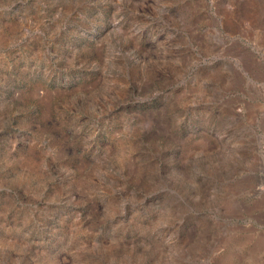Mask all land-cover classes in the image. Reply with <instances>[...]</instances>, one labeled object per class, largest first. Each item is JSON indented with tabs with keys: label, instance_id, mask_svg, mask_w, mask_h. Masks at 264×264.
Listing matches in <instances>:
<instances>
[{
	"label": "rangeland",
	"instance_id": "obj_1",
	"mask_svg": "<svg viewBox=\"0 0 264 264\" xmlns=\"http://www.w3.org/2000/svg\"><path fill=\"white\" fill-rule=\"evenodd\" d=\"M0 264H264V0H0Z\"/></svg>",
	"mask_w": 264,
	"mask_h": 264
},
{
	"label": "bare ground",
	"instance_id": "obj_2",
	"mask_svg": "<svg viewBox=\"0 0 264 264\" xmlns=\"http://www.w3.org/2000/svg\"><path fill=\"white\" fill-rule=\"evenodd\" d=\"M232 208L233 209H243V207H244V205H243V203H241V202H236V201H233L232 202Z\"/></svg>",
	"mask_w": 264,
	"mask_h": 264
}]
</instances>
